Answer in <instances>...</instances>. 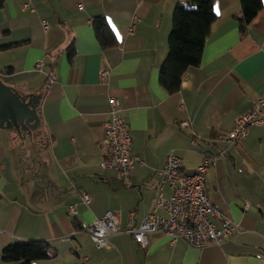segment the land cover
<instances>
[{
  "label": "crops",
  "instance_id": "obj_1",
  "mask_svg": "<svg viewBox=\"0 0 264 264\" xmlns=\"http://www.w3.org/2000/svg\"><path fill=\"white\" fill-rule=\"evenodd\" d=\"M26 1L4 0L0 7V78L40 95L41 135L38 141L33 131L0 129V253L10 244L45 241L55 255L47 264H264V124L250 127L236 145L225 141L235 117L264 92V0L243 30L236 19L240 0H213L216 18L200 63L187 68L174 93L160 84L159 69L173 8L183 0H29L25 7ZM98 16L112 30L113 46L96 37ZM39 60L43 72L35 70ZM110 96L121 104L131 153L141 161L128 187L99 164ZM26 135L39 144L38 160H24L18 140ZM169 151L187 173L204 155L216 156L205 187L238 230L201 249L171 245L160 232L148 233L145 247L121 232L109 238V248H96L88 223L116 210L122 229L137 225L151 208L155 169ZM69 205L75 214L67 213Z\"/></svg>",
  "mask_w": 264,
  "mask_h": 264
},
{
  "label": "built area",
  "instance_id": "obj_2",
  "mask_svg": "<svg viewBox=\"0 0 264 264\" xmlns=\"http://www.w3.org/2000/svg\"><path fill=\"white\" fill-rule=\"evenodd\" d=\"M30 1L23 6L29 7ZM137 18L133 16L132 22ZM42 29L47 31L50 25L41 22ZM134 24L130 23L129 30ZM35 70L43 72L42 62L35 63ZM108 76L107 70L99 71V79ZM51 80V79H50ZM109 118L104 123V144L100 167L110 169L118 181L129 186V174L139 158L131 153V137L127 123L121 117V104L116 97L108 98ZM264 124V92L256 97L250 107L238 114L232 128L226 133L228 145H236L243 140L250 127ZM195 143V141H193ZM223 153V150L220 152ZM216 156L204 155L197 167L187 173L182 170L181 159L172 152L166 153L160 169H155L159 181L155 186V197L150 210L144 218L134 225L129 223L121 228L119 215L116 210H107L100 217H94L86 226L85 232L96 248H109V238L115 234L126 232L132 240L141 247L146 246V235L160 232L173 245L182 241L188 247L201 249L211 243L220 245L229 239L238 224L217 210L210 199L205 187V178L209 167ZM168 189V195L163 192ZM81 200L88 202L90 196L79 190ZM247 203L244 204V208ZM75 205L67 207L69 215L75 214ZM132 212L130 217H132Z\"/></svg>",
  "mask_w": 264,
  "mask_h": 264
},
{
  "label": "trees",
  "instance_id": "obj_3",
  "mask_svg": "<svg viewBox=\"0 0 264 264\" xmlns=\"http://www.w3.org/2000/svg\"><path fill=\"white\" fill-rule=\"evenodd\" d=\"M3 1L0 0V7ZM240 3L241 12L236 19L243 30L262 4L261 0H240ZM215 18L213 0H183L175 4L167 40L168 51L159 69V82L169 93L179 89L181 77L188 67L200 63L205 39ZM92 26L103 47L115 44V36L102 16L96 17ZM48 249L45 241L14 243L1 250L0 260L4 263L47 264L55 258V255L48 254Z\"/></svg>",
  "mask_w": 264,
  "mask_h": 264
},
{
  "label": "water",
  "instance_id": "obj_4",
  "mask_svg": "<svg viewBox=\"0 0 264 264\" xmlns=\"http://www.w3.org/2000/svg\"><path fill=\"white\" fill-rule=\"evenodd\" d=\"M39 102V94L21 93L0 79V129L31 134L40 123Z\"/></svg>",
  "mask_w": 264,
  "mask_h": 264
},
{
  "label": "rangeland",
  "instance_id": "obj_5",
  "mask_svg": "<svg viewBox=\"0 0 264 264\" xmlns=\"http://www.w3.org/2000/svg\"><path fill=\"white\" fill-rule=\"evenodd\" d=\"M3 80L6 83V80L3 78ZM7 84V83H6ZM40 126H38L34 131H33V135L36 137V139L39 141V139L37 138L38 136L41 135V129ZM18 143L20 146L23 147L24 150H26V154L24 155V160L25 161H33V159L38 160L37 154H38V149H39V144L33 142L32 138L30 139V137L28 135H26L23 138V142L18 140ZM19 149V148H18Z\"/></svg>",
  "mask_w": 264,
  "mask_h": 264
},
{
  "label": "flooded vegetation",
  "instance_id": "obj_6",
  "mask_svg": "<svg viewBox=\"0 0 264 264\" xmlns=\"http://www.w3.org/2000/svg\"><path fill=\"white\" fill-rule=\"evenodd\" d=\"M23 132H21V134H22Z\"/></svg>",
  "mask_w": 264,
  "mask_h": 264
}]
</instances>
